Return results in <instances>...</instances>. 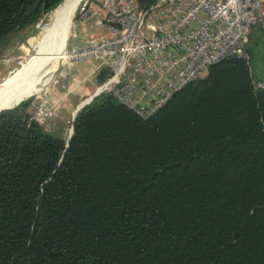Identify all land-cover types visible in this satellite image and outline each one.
Wrapping results in <instances>:
<instances>
[{"label": "trees", "instance_id": "trees-1", "mask_svg": "<svg viewBox=\"0 0 264 264\" xmlns=\"http://www.w3.org/2000/svg\"><path fill=\"white\" fill-rule=\"evenodd\" d=\"M62 1L0 0V43ZM259 33L145 119L101 93L66 142L2 110L0 264H264Z\"/></svg>", "mask_w": 264, "mask_h": 264}, {"label": "built area", "instance_id": "built-area-1", "mask_svg": "<svg viewBox=\"0 0 264 264\" xmlns=\"http://www.w3.org/2000/svg\"><path fill=\"white\" fill-rule=\"evenodd\" d=\"M80 9L97 14L106 35L69 45L63 55L69 72L60 74L74 76L79 64L92 73L107 70L94 96L109 93L143 119L211 64L246 58L252 30L264 35V0H84Z\"/></svg>", "mask_w": 264, "mask_h": 264}, {"label": "rangeland", "instance_id": "rangeland-1", "mask_svg": "<svg viewBox=\"0 0 264 264\" xmlns=\"http://www.w3.org/2000/svg\"><path fill=\"white\" fill-rule=\"evenodd\" d=\"M83 1L80 0L75 6L65 49L74 41L76 43L82 42L77 38L72 39L74 33L78 34L79 37L80 34L88 37L87 41L92 40L97 35L98 37L106 35V27L101 26V23L98 28L91 26L96 19L98 22L97 14L88 13L86 15L81 12L80 8ZM94 3L92 7L97 8L98 2L94 1ZM51 13L43 16L33 26L15 32L0 43V94L8 90L15 74L34 57L38 40H40L45 25L50 21ZM258 38L261 41L257 50L258 59L251 63V75L254 81L264 82V66H262L261 60V57L264 56V35L259 33ZM63 55L60 59H57L55 70L47 75L40 89L26 99H31L32 116L43 126L45 131L67 140L73 115L90 98L96 97L94 96L96 88L100 84L96 81L97 73L91 72L89 64L77 65L75 71L71 70L74 76H71L70 73L67 76H62L61 71L69 72ZM72 84H74V87H72ZM58 93L63 96V101L59 106L60 99H55Z\"/></svg>", "mask_w": 264, "mask_h": 264}, {"label": "bare ground", "instance_id": "bare-ground-1", "mask_svg": "<svg viewBox=\"0 0 264 264\" xmlns=\"http://www.w3.org/2000/svg\"><path fill=\"white\" fill-rule=\"evenodd\" d=\"M80 0H63L50 15L45 25L34 57L19 70L8 90L0 94V103L15 104L30 97L45 82L47 75L55 70V62L64 53L72 23V14Z\"/></svg>", "mask_w": 264, "mask_h": 264}, {"label": "water", "instance_id": "water-1", "mask_svg": "<svg viewBox=\"0 0 264 264\" xmlns=\"http://www.w3.org/2000/svg\"><path fill=\"white\" fill-rule=\"evenodd\" d=\"M93 97H94V96H93ZM92 99H93V98H90L87 102H85L84 105L89 104L90 101H91ZM23 100H24V99H22V100L16 102L15 104H7V103H5V102H4V103H0V112H1L2 110L11 109V108L15 107L16 105H18V104H19L21 101H23ZM84 105H82L81 107H79V108L76 110V113H77V112H78V111H79ZM76 113L73 115V118H72L71 124L73 123V120H74V118H75V116H76ZM71 133H72V125H71V129H70V134H69V136H68L66 142L68 141V139H69Z\"/></svg>", "mask_w": 264, "mask_h": 264}, {"label": "crops", "instance_id": "crops-1", "mask_svg": "<svg viewBox=\"0 0 264 264\" xmlns=\"http://www.w3.org/2000/svg\"><path fill=\"white\" fill-rule=\"evenodd\" d=\"M99 24H100V22L98 21L97 22V19L93 22V25H91V26H96V28H98V27H100L99 26ZM101 26H103L102 24H101ZM105 33H106V30H105ZM75 34V33H74ZM75 35H77V39H79V41H82V42H84V41H87L89 38L88 37H84V36H82L81 34H80V37H79V35L78 34H75ZM82 36V37H81ZM92 37V36H91ZM98 38H100V37H98V35L97 36H95L94 38H92V39H98ZM86 39V40H85ZM98 74V73H97ZM72 87H74V84H72ZM52 98V97H51ZM54 98V97H53ZM62 98H63V96L61 95V94H57V97H55V99L57 100H59L60 99V101H59V103H58V106L61 104V102L63 101L62 100ZM54 111V110H53ZM50 115H52V114H50ZM48 123H49V120L47 121ZM50 131V130H49Z\"/></svg>", "mask_w": 264, "mask_h": 264}]
</instances>
